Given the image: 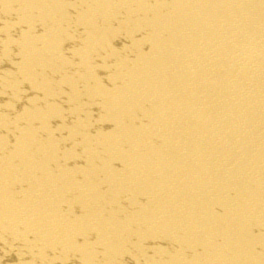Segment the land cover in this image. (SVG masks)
<instances>
[{
	"label": "bare ground",
	"instance_id": "obj_1",
	"mask_svg": "<svg viewBox=\"0 0 264 264\" xmlns=\"http://www.w3.org/2000/svg\"><path fill=\"white\" fill-rule=\"evenodd\" d=\"M0 264H264V0H0Z\"/></svg>",
	"mask_w": 264,
	"mask_h": 264
}]
</instances>
